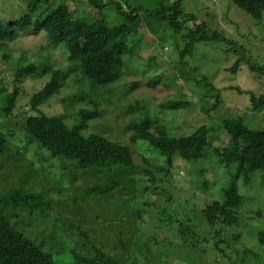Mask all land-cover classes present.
Wrapping results in <instances>:
<instances>
[{
	"label": "trees",
	"instance_id": "1",
	"mask_svg": "<svg viewBox=\"0 0 264 264\" xmlns=\"http://www.w3.org/2000/svg\"><path fill=\"white\" fill-rule=\"evenodd\" d=\"M39 1L35 0L30 6L23 7L22 14L16 18L12 17L11 20L4 21L0 17V45L14 40L29 30L34 33L45 32L50 43L64 47L72 64L70 70L79 74L76 78V82L80 83L79 89L64 98L65 108L75 109L77 105L85 104L90 107L80 106L75 110L77 119L73 124H69L63 115L44 112L41 104L55 95L62 86L61 73L58 70L53 71L46 84L30 97L29 109L20 113L23 116L18 114L14 116L17 118L13 122L16 127L9 128L5 132L0 131V156L6 155L4 158L9 159L16 156L20 160L23 156L26 157L27 152L32 148H37L41 152L45 149L52 157L65 156L70 159L69 164L71 163L74 168L77 164L91 172L92 176L102 173L108 176L110 173L112 176L110 181L89 186L75 199V202L79 203L94 195L111 197L118 189L124 190L129 196L124 197L123 200L129 199L131 206L130 210H121L120 223H125L126 229L123 230L125 233H132L137 225L144 227L142 224L145 223L150 224L152 229L159 228L162 233L160 241L167 242L172 249L173 246H177L178 249L182 247L181 250L190 257L189 264H197L194 263L196 256H192L190 249L197 248L201 253L202 251L208 253V249L211 248L217 256L221 255L222 248L219 242L223 239L219 237L222 236L219 226L223 230V226L227 223L240 225V215L236 214V209L242 207L247 199V196L240 191L239 181L242 180L246 186L245 190H249L247 184L251 182L255 172H259L261 182L264 184V125L254 127L246 111L241 109V103H236L234 108L236 113L228 114L222 123L217 125L229 137L228 148L218 153H212L209 147L211 136L213 132H218L217 129L213 130V127L202 124L192 133L174 137L168 124L162 121L161 112L165 109L180 111L189 108L191 101L176 94L175 98H166L160 103V107L153 110L148 109L146 99L131 105V110H141L140 115L132 119L128 125V129L132 131L130 136L132 144L113 140L97 132L85 134L84 130L89 121L100 116L101 102L111 101V97L106 96L98 87L120 81L126 65V56L143 49L144 38L140 33L143 24L151 33H159L166 23L177 37L176 40L184 42L179 51L181 62L178 71L185 79L191 75L195 76L188 67L185 68V65L189 64L187 57L193 54L199 42L229 45L228 49L223 48V50L237 54L234 64L226 69L232 74L237 73L244 64L264 79V63L257 62L245 46L229 39L224 32L212 29L209 23L201 20L196 13L187 11L184 7L185 0H174L171 3H168V0H125L128 8H124L122 0H87L92 7L98 9L97 15L88 13L85 9L80 11L79 3L71 9L70 0H47L46 8L39 10L38 8L41 7ZM57 1L60 3L57 4ZM232 1L253 18H263L264 0ZM109 8L116 9L120 17L119 22L110 19L107 14ZM39 71L40 63L31 61L17 67L13 81H8L5 76L0 77L1 118L13 117L18 106L22 81L27 76L39 74ZM4 72L5 70H1L0 76ZM177 78V76L171 77L165 83L171 82L176 86ZM86 80L89 81V88H84ZM202 80L199 83L205 88L202 100L205 105L208 104L203 109L208 114L219 109L223 104L221 92L222 89L227 88H233L239 93H247L253 111L258 112V109L264 107V93L258 94L253 89L246 90L233 85L219 88L207 76H202ZM138 84L135 83L133 86L136 87ZM11 86L13 89L9 91ZM113 92V89L109 90L110 94ZM4 97L8 98L7 102L3 101ZM209 98L214 99L212 103H209ZM17 135L20 138L9 153L10 140H15ZM140 140L145 141L144 146L148 151L164 159V166L156 165L153 170L149 167H140L135 162L132 146ZM180 159L190 166L184 174H181L182 170H176L177 160L182 162ZM208 162L210 165L207 167L206 183L207 181L215 183L212 178L216 179L221 175L220 167L228 168L233 173L228 185L222 188V196L217 195L210 203L199 209L194 207L189 196L179 192L182 186H185L181 183L183 179L189 178L187 173L191 172V163L200 164L199 172H203V167ZM32 168H35L34 164ZM47 169L48 166H42L41 171L46 173ZM39 172L35 175L38 176ZM138 172L146 178L141 179L143 184H139L136 190L134 185ZM29 173L33 176V172L29 170ZM131 185L136 191L132 190ZM130 191L135 192L133 198ZM142 196L139 205L141 208L138 209L137 206L135 209L132 205ZM153 196L155 199L152 198ZM107 204L110 207L118 205H114V202ZM52 205V199L47 198L44 191L22 186L11 188L0 196V264H62L51 253L46 252L44 246L34 241L27 231L29 228L22 225L31 214L37 213L40 209H50ZM8 209H10L9 213H7ZM260 213L262 215L261 211ZM55 222L60 226L61 222L66 224L67 221L59 218ZM68 224L76 235L87 238L95 250V255L88 257L91 259L75 253L87 264H127L134 257L131 251L134 241L126 239L123 231L119 238L121 253L112 255L97 246L81 224L72 221ZM109 224L117 226L113 218ZM56 230L52 227L53 237L58 234ZM215 235L220 239L213 240ZM239 236L240 233H235L233 238L238 239ZM151 237L154 241L159 239V237ZM256 238L259 245L264 247V229L257 232ZM143 244L142 247L147 246V240ZM216 249L220 250L219 254ZM223 253V258L229 260L228 255ZM132 262H137V257Z\"/></svg>",
	"mask_w": 264,
	"mask_h": 264
},
{
	"label": "rangeland",
	"instance_id": "2",
	"mask_svg": "<svg viewBox=\"0 0 264 264\" xmlns=\"http://www.w3.org/2000/svg\"><path fill=\"white\" fill-rule=\"evenodd\" d=\"M34 1L0 0V17L4 21L11 20L12 17L16 18L22 14L23 7L30 6ZM173 1L168 0L167 2ZM39 3L41 4L39 10L45 9L48 4L47 0H40ZM59 3L60 1H57V4ZM76 3L80 4V11L85 9L86 12L97 15L98 9L92 7L87 0H70V8L73 9ZM122 4L124 8H128L125 0H122ZM184 7L187 11L196 13L201 20L207 21L212 29L224 32L229 39L245 46L257 62L264 63V15L262 19H255L234 4L232 0H185ZM107 14L111 20L120 21L116 9L109 8ZM140 28V33L144 38L143 49L126 56V65L120 81L98 87L106 96L111 97V101L101 102L99 106L100 116L89 121L84 130L85 134L97 132L119 142L131 143L132 131L128 129V125L132 119L141 113L140 109L131 110V105L146 99L148 109L153 110L160 107V103L166 98H175L176 95L191 101L189 108L180 111L165 109L161 112L162 121L168 124L174 137L192 133L197 126L202 124L213 127V130L217 129L218 132H213L209 143L212 153L223 151L229 146L228 135L217 125L222 123L228 114L236 113L234 108L237 102L242 104L241 109L246 111L254 127L264 125V107L258 109V112L253 111L249 95L239 93L233 88L222 89L223 104L219 109L213 110L209 114L203 109L208 104L205 105L202 100L205 94V88L199 84L203 81L202 76H207L219 88L233 85L246 90L253 89L258 94L264 93V79L249 70L244 64L237 73L232 74L226 70L237 59L236 52L229 53L223 50V48L228 49L229 45H224V43H197L193 54L187 57L189 64L185 65V68H189L195 76L191 75L185 79L181 77V73L178 71L181 62L179 51L184 42L176 40L177 37L166 23L163 24L159 33H151L144 24ZM31 61L40 63L39 74L24 78L21 83L18 106L13 117H0V131L5 132L9 128L16 127L13 122L17 118L14 116L22 115L20 113L29 109L30 97L46 84L53 71L58 70L61 73L62 86L55 95L41 104L44 112L63 115L69 124H73L77 119L74 111L78 110L80 106L90 107V105L85 104L77 105L75 109L65 108L64 98L76 93L79 89L80 83L76 82L79 74L70 70L72 64L68 60V52L64 47L50 43L45 32L34 33L29 30L14 40L0 45V71L5 70L0 77L5 76L8 81H13L17 67ZM174 76L178 77L176 86L171 82L170 84L165 83L167 79ZM88 83V80L84 82V88H89ZM135 83L139 84L134 87ZM12 89L13 86L9 88V91ZM110 89L114 90L111 94L109 93ZM7 99L4 97L3 101L7 102ZM213 100V98H209V103H212ZM19 138L17 135L15 140H10L9 153L14 149ZM144 145L145 141L143 140H140L136 145H131L135 162L140 167H149L153 170H155L156 165L164 166V159L148 151ZM42 151L32 148L27 152L26 157L23 156L20 160L16 156L10 159L4 158L6 155L0 156V196L11 188L22 186L44 191L47 198L52 199V208L40 209L37 213L31 214L22 225H26L30 230H27L30 235L27 234L34 241L44 246L45 251L51 253L60 263L87 264L83 259H79L75 253L87 258L90 255H95V250L87 238L76 235L70 228L68 222L71 221L81 224L88 231L90 239L108 254L117 255L121 253L119 238L122 233L126 239L133 240L131 251L134 257L127 264L190 263V257L181 250L182 247L178 249L177 246H173L172 249L167 242L160 241L162 233L159 228L152 229L150 224L145 223L142 224L144 227L137 225L132 233L123 231L126 227L124 226L125 223H120L122 220L121 210L127 211L131 207L129 199L123 200L124 197L129 196L126 191L118 189L111 197L94 195L79 203L75 202V199L82 195L89 186L110 181L112 179L110 173L108 176L103 173L92 176L91 172L77 164L74 168L71 163L69 164L70 159L65 156L52 157L47 150L42 149ZM12 153L16 154L15 152ZM180 161L182 162H178V160L176 162V170H182L181 174H184L190 166L182 159ZM33 164L35 168H32ZM206 164L203 167L204 171L199 172L200 164L191 163V172L187 173L189 178L188 180L183 179L181 183L185 186H182L179 192L189 196L194 207L199 209L210 203L217 195L222 196V188L228 185L233 173L228 168L221 169L220 167L221 175L216 179L212 178L215 183L208 181L206 183L205 176L208 173L207 167L210 165L209 162ZM42 166H48L46 173L41 171ZM29 170L33 172V176ZM25 171L27 174L24 175ZM36 172H39L38 176L35 175ZM174 176L177 177L178 175ZM144 178L146 177L141 172L136 174L135 179L137 181L134 185L136 190L143 184V182L141 184V179ZM239 183L241 184V193L247 196L243 206L236 209V214L240 215V225L227 223L223 226V230L219 226L222 235L219 237L223 239L219 242L222 248L221 255L218 253L220 250L216 249L219 256L211 248L208 249V253L203 251L201 253L197 248L190 249L193 253L192 256H196L194 263L264 264V250H262L264 247L259 245L256 238L257 232L264 229V184L261 182L259 172H255L253 179L247 184L249 190H245L246 186L242 180ZM131 188L133 191L135 190L132 185ZM129 193L133 198L135 192L130 191ZM141 198L143 199V196L132 205L135 209L141 208L139 206ZM152 198L155 199V196ZM109 202L118 205L110 207L107 204ZM59 218L66 220V224L61 222V225L58 226L55 221ZM112 218L117 226L109 224ZM14 220L15 218L12 221ZM52 227L58 230V234L54 237L51 232ZM121 231L123 232L121 233ZM235 233H240L238 239L233 238ZM151 236L159 237V239L154 241ZM214 237L213 240L220 239L217 235ZM146 240L147 246L142 247ZM223 252L228 255L229 260L223 258ZM142 256L143 258H141ZM136 257L137 262H132ZM145 258L148 260L146 261Z\"/></svg>",
	"mask_w": 264,
	"mask_h": 264
},
{
	"label": "bare ground",
	"instance_id": "3",
	"mask_svg": "<svg viewBox=\"0 0 264 264\" xmlns=\"http://www.w3.org/2000/svg\"><path fill=\"white\" fill-rule=\"evenodd\" d=\"M220 105V104H219ZM218 108V107H217ZM221 135V134H220Z\"/></svg>",
	"mask_w": 264,
	"mask_h": 264
}]
</instances>
